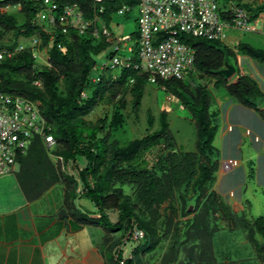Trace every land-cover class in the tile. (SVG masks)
<instances>
[{
  "label": "trees",
  "instance_id": "trees-1",
  "mask_svg": "<svg viewBox=\"0 0 264 264\" xmlns=\"http://www.w3.org/2000/svg\"><path fill=\"white\" fill-rule=\"evenodd\" d=\"M50 1L57 5L55 18L67 7L76 8L83 20L90 23L89 28L82 34L69 27L63 32L64 28L58 24L38 22L43 0H0V40L11 35L16 41L20 38L39 41L33 49L31 44L24 46V51L0 62V92L38 104L39 116L49 128L47 134L55 141V150L50 153L39 138H33L24 154L18 155L16 170L5 174L6 180H0V211L9 212L37 201L53 187L60 186L62 208L79 226L101 228L108 235L119 232L118 238H105L104 248L110 264H150L157 248L166 242L156 264H204L208 257L214 261L211 247H199L197 253L186 248V242L196 241L194 236H201L202 241L206 235L210 242L211 236L206 234L208 222L215 220L218 213L226 221L235 218L212 190L217 166L210 157L217 152L213 147L217 127L209 114L210 87L222 88L238 105L255 111L264 122V108L255 105L260 100L264 103V94L257 83L247 75H240L239 70L234 82L220 74L225 64L236 60L235 52L251 62L264 64V50L245 44L231 48L226 42L179 34L180 42L194 52L190 79L155 84L178 99L183 110L190 114L196 129V152L177 153L166 122L157 132L122 147L112 133L125 126L128 97L132 98L131 111L139 110L143 88L149 84L148 74L135 70L137 64L130 58L122 67L101 66V73L95 76L98 66L95 59L112 50L114 45V39L101 34L102 26L110 32L109 36L115 37L113 17L127 16L136 6L139 12V2L124 0L122 5V0ZM261 5H241L249 12L250 22L263 13L264 5ZM123 7L128 11L119 15ZM250 7L259 10V15H253ZM7 8H16V12L9 13ZM101 20L103 24L99 25ZM19 46L13 43L1 47L0 51L11 52ZM118 53L111 52L110 61ZM36 54L46 56V64H39ZM101 104L113 107L111 115L89 121L88 117ZM156 150H160L156 160L146 159ZM53 157L63 160V170ZM126 187L131 189V195L125 193ZM80 196L91 201L98 211L97 217L88 218L76 209L74 202ZM192 203L193 210L187 212ZM111 213L117 214L115 223L110 220ZM190 216H193L191 221H180ZM245 221L241 225L250 232L249 240L255 232L264 240V219L250 224ZM184 226L187 241L181 242L180 230ZM135 228L144 233L141 240L147 242L131 250V259L122 258L121 246L132 240L130 232ZM117 247L120 248L115 251Z\"/></svg>",
  "mask_w": 264,
  "mask_h": 264
},
{
  "label": "rangeland",
  "instance_id": "rangeland-1",
  "mask_svg": "<svg viewBox=\"0 0 264 264\" xmlns=\"http://www.w3.org/2000/svg\"><path fill=\"white\" fill-rule=\"evenodd\" d=\"M226 1L227 0H219V4L225 7ZM239 1L250 6L259 7V5L262 4L261 7H263L264 5V0ZM120 3L123 5L124 0ZM250 8V12L253 15H259V10H255L254 7ZM6 11L15 13L16 8H7ZM260 11L262 12L263 9ZM138 19L139 12L137 6L133 8L127 16L115 15L113 17L112 29L114 35L118 38H123L122 41L127 42L124 45L128 48H132L134 51L132 53V51H128V48H122L115 56L122 63L133 58L137 65L141 64L138 55L139 46L137 44L139 34ZM257 19L260 20L258 30L263 29L261 32L243 33L233 29L228 30L225 40V42L229 44L228 46L236 48L239 44H245L257 50H264V11ZM102 21L103 20L99 22V25L103 24ZM13 43L29 46L31 40L20 38L16 41L11 35H6L0 40V48L8 47ZM111 52H113V49L108 50L105 54L95 59L98 65L94 70L95 76L101 73V66L106 64L108 66L110 65L109 54ZM235 54L236 60L234 61L231 59L230 65H232L235 70L240 69V75L251 77L264 94V64L251 62L250 59L237 52H235ZM40 56L45 61V57H43L42 54ZM42 63L43 61H39V64ZM188 77L189 76L185 78L184 82L189 81L190 78ZM235 78L236 75H234L230 81L234 82ZM191 81H194L193 77H191ZM210 91L211 104L209 114L213 125L217 127V132L213 141V147L217 152L213 153L210 157L212 164L217 166V171L214 175L215 183L212 186V190H216L221 201L229 205L232 212L233 202L235 199L237 200L240 198L244 204V212L243 214H234L235 218L226 221V223L216 219L209 220L206 234L211 236L210 242L206 235H204L205 239L202 241L196 240L186 242L188 243L186 248L197 253L199 247H211L212 244L214 252L213 257L216 264H262L261 260L263 258L261 259V257L263 253L260 251L261 246H264V240L260 238L257 232L253 233L252 240H249L248 234L250 232L246 231L247 234H245V227L241 224H243L245 220V222H249L250 224L256 219H264V122L255 111L238 105L222 88L215 89L211 86ZM131 100L132 98L128 97V105L125 111V126L112 133L113 139L117 140L120 146L124 147L131 141L142 139L149 134L157 132L161 125L166 122L169 131L174 137L176 152L181 154L196 152L197 136L194 123L191 121L190 114L183 110L180 101L172 94L164 91V89H161L156 84L149 83L143 88L142 101L138 111H131L133 110L130 104ZM260 101H258V103L257 101L255 102L256 108L263 109L264 103ZM112 110L113 107L101 104L95 108L93 113L88 117V120L95 122L97 119L103 118V116L111 115ZM228 124L233 128L231 133H227ZM247 130L250 132H246ZM255 137L258 138L257 141ZM54 150L55 148H51L49 151L53 153ZM159 154L160 150L153 151L147 155L146 159L154 161ZM228 160H236L238 162V167L227 174H222L220 172L221 166L223 162ZM70 171L75 173L73 169ZM6 179L7 175L0 176V180ZM229 190H234L233 194L235 199L226 195ZM125 193L131 195V189L126 187ZM44 202L45 204L50 203L51 205H57L59 208L62 207L63 194L61 187L55 186L52 190L47 192L44 196ZM74 205L76 209L81 212V215H85L88 218H91L92 215L97 217L98 211L91 201L80 196L76 199ZM193 205V203L189 205L187 212H189L191 208L193 210ZM61 210L63 209H60L59 212ZM59 212H57V214H59ZM110 220L112 223H115L117 221V214L111 213ZM88 230L89 233L93 232L91 229ZM180 232L182 236L181 242L187 241L186 237H184L185 230L182 228ZM115 235L118 237L119 232L115 233ZM145 242L147 241L141 240L135 242L128 240L125 247L121 250L122 258L127 259L131 250L138 245H143ZM166 245L167 242L162 243L157 248L155 252L156 257L150 264H155L156 261L161 258ZM179 259L181 261L182 257L180 256Z\"/></svg>",
  "mask_w": 264,
  "mask_h": 264
},
{
  "label": "built area",
  "instance_id": "built-area-1",
  "mask_svg": "<svg viewBox=\"0 0 264 264\" xmlns=\"http://www.w3.org/2000/svg\"><path fill=\"white\" fill-rule=\"evenodd\" d=\"M93 1L101 3L105 0ZM138 2L140 19L137 44L141 64L137 65L135 70L148 74L151 84L158 81H183L194 70V52L180 42L179 34L225 42L228 30L245 33L257 32L259 29L260 20L250 22L249 12L241 6L239 0H227L226 8L223 10L220 8L219 0H138ZM54 11H57V5L50 0H43L37 21L46 22L51 26L58 24L64 28L63 32H66L68 27L73 28L80 34L90 26L76 8H65L58 18L53 16ZM127 11L128 9L123 7L118 14L122 15ZM101 34L108 39H114L113 52L128 48L124 45L127 42H123L122 38L109 36L110 32L104 26ZM159 34L162 35L161 38L158 37ZM94 35L96 37L98 32L95 31ZM38 44L37 39H32L30 47L33 49ZM22 51L23 45L11 52L1 50L0 62ZM128 51L131 52L132 48H128ZM44 54L46 55V52ZM40 55L36 54L35 59L38 63L43 61L46 64ZM122 64L117 58L110 61L111 68L122 67ZM35 85L40 86L39 83ZM38 106L21 96L0 92V175L16 170V159L19 154H24L31 139L39 138L47 149L55 147L52 136L47 134L49 128L39 116ZM53 158L63 170V160L60 157ZM237 167L236 160H228L223 162L220 172L227 174ZM130 233L133 241L144 238V233L136 228ZM128 258H132L130 254Z\"/></svg>",
  "mask_w": 264,
  "mask_h": 264
},
{
  "label": "crops",
  "instance_id": "crops-1",
  "mask_svg": "<svg viewBox=\"0 0 264 264\" xmlns=\"http://www.w3.org/2000/svg\"><path fill=\"white\" fill-rule=\"evenodd\" d=\"M240 4L247 6L241 2ZM232 130V126L228 124L227 133H231ZM256 139L258 138L255 137ZM61 191L63 194L62 188ZM233 191L229 190L226 195L235 199ZM214 192L218 195L216 190ZM44 196L9 212L0 211V264H110L104 248L105 238L119 236L108 235L101 228L81 227L69 216L58 220L57 212L64 209L63 206L59 208L57 205L45 204ZM232 208L234 214H243L242 200L235 199ZM191 210L192 208L189 212ZM192 219L193 216H190L180 221L186 222ZM215 219L226 223L220 213ZM182 228L185 230V226ZM88 229L93 232L89 233ZM245 234H247L246 230ZM194 238L200 240L199 236ZM124 247L125 245L121 246V249ZM119 248L117 247L115 251ZM260 252L263 253L261 263L264 264L263 246ZM211 253L213 256L212 244ZM204 264H216V262L208 257Z\"/></svg>",
  "mask_w": 264,
  "mask_h": 264
},
{
  "label": "water",
  "instance_id": "water-1",
  "mask_svg": "<svg viewBox=\"0 0 264 264\" xmlns=\"http://www.w3.org/2000/svg\"><path fill=\"white\" fill-rule=\"evenodd\" d=\"M236 70L235 68L230 64H225V67L222 71H220V74L226 79L231 80V78L235 75ZM68 218L67 212L63 209L57 214L58 220H63Z\"/></svg>",
  "mask_w": 264,
  "mask_h": 264
},
{
  "label": "clouds",
  "instance_id": "clouds-1",
  "mask_svg": "<svg viewBox=\"0 0 264 264\" xmlns=\"http://www.w3.org/2000/svg\"><path fill=\"white\" fill-rule=\"evenodd\" d=\"M219 5H220V4H219ZM220 8H221V10H223V9H224V7H223V6H221V5H220ZM225 8H226V6H225ZM239 71H240V70H239ZM139 73H140V72H139ZM150 84H151V83H150Z\"/></svg>",
  "mask_w": 264,
  "mask_h": 264
}]
</instances>
